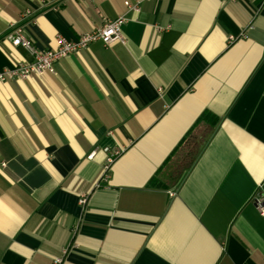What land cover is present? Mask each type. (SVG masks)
I'll list each match as a JSON object with an SVG mask.
<instances>
[{"label": "crops", "instance_id": "obj_1", "mask_svg": "<svg viewBox=\"0 0 264 264\" xmlns=\"http://www.w3.org/2000/svg\"><path fill=\"white\" fill-rule=\"evenodd\" d=\"M39 1L0 0V72L16 29L125 44L0 84V264H264V0Z\"/></svg>", "mask_w": 264, "mask_h": 264}, {"label": "built area", "instance_id": "obj_2", "mask_svg": "<svg viewBox=\"0 0 264 264\" xmlns=\"http://www.w3.org/2000/svg\"><path fill=\"white\" fill-rule=\"evenodd\" d=\"M147 0H135V2H125L124 6L131 11L139 12V6L142 2ZM149 1V0H148ZM40 7H45L50 4V0H40ZM30 11H25L22 15V19L29 17ZM126 22V18L119 16L113 20H106L99 27L92 29L91 31L79 36L76 41H67L62 37H57L58 46L55 49H49L39 51L34 46V43L23 36L22 30L16 29L9 36V39L14 47H21L28 51L33 61L31 63H22L14 67V69H5L0 72V84L10 80H24L31 75L41 76L44 74H54V64L60 59L73 55L81 50L86 49L90 44L100 41L104 47H109L114 43L124 45L125 38L121 32V26ZM93 155H90L88 159H91ZM108 166L104 167V173L101 180H108ZM79 204L85 206L86 195L79 196ZM254 205L257 209V213L264 218V199L260 196L254 198ZM61 259H55L53 264H60Z\"/></svg>", "mask_w": 264, "mask_h": 264}]
</instances>
